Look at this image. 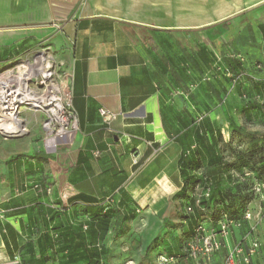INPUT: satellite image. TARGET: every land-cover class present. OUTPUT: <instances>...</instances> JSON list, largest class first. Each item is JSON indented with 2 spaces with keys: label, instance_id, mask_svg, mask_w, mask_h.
<instances>
[{
  "label": "crops",
  "instance_id": "obj_1",
  "mask_svg": "<svg viewBox=\"0 0 264 264\" xmlns=\"http://www.w3.org/2000/svg\"><path fill=\"white\" fill-rule=\"evenodd\" d=\"M250 27L251 38L239 42ZM33 37H45L62 65L78 129L50 150L54 142L42 132L39 159L18 157L0 139V264L67 260L66 252L52 254L59 242L48 219L59 213L58 201L68 213L113 197L181 193V160L194 156L208 165L198 141L216 136L207 118L221 116L194 109L191 95H212L208 73L237 64L235 46L264 48V0H0V64L21 56ZM101 108L116 117L105 121ZM258 209L257 199L253 214ZM250 227L245 238L234 240L230 231L209 259H191L178 245L177 256L158 251L154 264L160 255L174 256L171 264H223L235 245L253 238L261 247L249 264H264V217ZM44 235L52 250L39 248Z\"/></svg>",
  "mask_w": 264,
  "mask_h": 264
},
{
  "label": "rangeland",
  "instance_id": "obj_2",
  "mask_svg": "<svg viewBox=\"0 0 264 264\" xmlns=\"http://www.w3.org/2000/svg\"><path fill=\"white\" fill-rule=\"evenodd\" d=\"M252 35V28L251 30L247 28L238 40L241 43L245 42ZM30 40L31 44L23 49L25 52L21 56L11 60L10 63L8 61L0 64V75L8 72L16 61L32 58L43 47H50L45 37H33ZM255 42L258 43L257 40ZM234 50L240 52L233 57L237 64L225 63L222 69L218 71L213 69L208 73V84L211 85V87L208 86V93L212 95L205 96L202 93L199 97V94L194 96L190 94L194 109H202L207 114L218 111L221 115L218 118H207L209 125L221 134V136L218 134L216 136L212 155L214 158H220L222 164L231 165L229 168L220 166L223 171L227 168L232 172L235 171L238 163L255 165L261 162L259 155L262 154L256 153L255 149L254 152L250 151V135H257V138L264 143V88L261 87L262 85L264 87V48L258 51L255 46L250 48L241 46L240 49L235 46ZM29 86L33 91H38L35 83L30 82ZM215 92L218 93L216 100L214 99ZM231 110H239L240 115L238 114L237 118L231 116ZM19 118L24 121L26 133L13 138L0 135V139H7L9 143H12L14 146L12 148L18 152V157L41 158L43 156V114L23 106L20 109ZM211 121L214 124H211ZM240 127L243 131H238ZM262 158H264V152ZM229 172L223 173L221 183L218 182L217 186L227 192L225 193L227 207L234 214L244 202L238 195L250 193L251 185L250 183H238L237 178L232 179L231 176H225ZM207 173L210 172L207 171ZM233 174L238 177L237 172ZM155 195L156 198L150 196L143 201L141 198L130 197L122 199L113 197L109 200L112 213L109 215V227L99 239L103 264H154V257L158 251L171 255L172 252H177L178 245V249L185 252L184 246L190 235L191 224L189 218L186 219L184 207L190 203L192 193H154ZM218 196L214 193V203H218ZM246 201L244 213L249 210L253 214V206L257 198L253 195V198ZM106 202L102 205L107 204ZM56 205V209H53L58 210L59 213L55 212L52 217L50 213H47L50 216L48 222L52 223L53 227L60 226L65 231L67 229L63 228L62 224L70 225L72 229L68 230V234L76 232L78 225L89 221L92 217L86 213L85 207L63 213L62 211L68 209V206L59 201ZM70 221L72 224H69ZM233 222L234 228L238 229L234 234L233 228L231 229V237L234 240L240 234L245 238L251 233L249 228L251 221L248 222L243 218V221ZM80 253L81 251H77V256ZM23 254L28 260V253L23 252ZM52 254L59 259L63 256L59 250Z\"/></svg>",
  "mask_w": 264,
  "mask_h": 264
},
{
  "label": "built area",
  "instance_id": "obj_3",
  "mask_svg": "<svg viewBox=\"0 0 264 264\" xmlns=\"http://www.w3.org/2000/svg\"><path fill=\"white\" fill-rule=\"evenodd\" d=\"M58 28L57 25H52ZM14 66L9 69V85L4 89L0 87V117L8 120V112L17 110L14 100V94L21 90L17 79H24L27 85L35 83L37 92L32 90L35 100L33 111L43 114L42 132L45 142L53 141L47 149L55 148L56 142H69L78 129L77 115L72 107V96L67 85L65 74H62V65L55 59L54 52L50 47H43L32 58H24L16 61ZM220 70V69H219ZM7 73V72H6ZM4 74L0 75V79ZM7 85V84H6ZM8 90V96H4ZM12 96V97H11ZM13 101V102H11ZM15 106V109L13 107ZM23 106H19L18 111ZM100 116L105 121L113 120L116 115L106 109H99ZM245 173V176H249ZM254 196L259 200V209L255 214L249 210L244 213V220L259 222L264 217V183L255 182L252 188ZM209 190L195 189L193 194L194 204L199 205L202 198H207ZM138 211V210H137ZM187 213H191V207L186 208ZM207 223H199L194 230V236L187 243V256L191 259H209L218 252L223 245V241L228 237L235 224L233 221L223 217L215 223L217 229L209 230ZM238 226V224H237ZM250 230H253L250 227ZM261 242L253 238L246 243L243 239L241 243L235 245L224 258L223 264H249L251 258L259 251ZM172 256H158V264H171L174 262Z\"/></svg>",
  "mask_w": 264,
  "mask_h": 264
},
{
  "label": "trees",
  "instance_id": "obj_4",
  "mask_svg": "<svg viewBox=\"0 0 264 264\" xmlns=\"http://www.w3.org/2000/svg\"><path fill=\"white\" fill-rule=\"evenodd\" d=\"M261 87L264 88L263 85ZM238 131H243V129L240 127ZM219 132L220 131H216V136L217 134L221 136ZM216 136L210 135L206 141L205 139L198 141L206 148V153L210 158L208 165L200 163L198 157L195 159L194 156L191 159H187L188 155H186L181 160L185 188L181 193H192L190 203L184 207V212L187 216L186 219L189 218L191 224L190 235L186 241V251L187 243L193 238L194 230L199 223L206 222L208 224L215 225V223L221 220L223 217L235 222H239V220L243 221V213L247 204L246 200H250L254 195L252 191L254 183H264V158H262L264 152V143L262 140L257 138V135H250L249 146L251 147L250 151L254 152L255 149L256 153L262 154L259 155L261 157V162L255 165L250 163H238L237 168L233 172L227 168L223 171L220 166H226L229 168L231 165L226 163L222 164L220 158H214L212 155L214 151L213 148L215 147L216 143ZM207 171L210 173L208 174ZM225 172H229L225 176H231L232 179L237 178L236 180L239 181L238 183H250L251 185L250 193H240L238 195L243 199L242 202H244L234 214L231 213L227 207V202L225 200V196H227L225 193L227 192L217 186V183L223 178V173ZM234 172L238 173V177L233 174ZM245 173H249L250 175L245 176ZM196 188H199L203 191L209 190L208 197L202 198L198 206L194 204L193 199V194L195 193ZM214 193L219 195L218 203H214ZM110 199L111 198L103 200L102 203L107 201V204L105 205L100 203L97 206L84 208L86 213L92 215V217L89 221L78 225V230L76 232L68 234L69 227L66 228L67 231H65V229H54L56 233L55 240L57 243L59 242L57 250H59L61 253L66 252L68 255L66 258L67 260H64L61 262V264H103V254L102 248L99 245V239L109 227V215L112 214L109 207ZM187 207H191V213L186 212ZM39 248L43 250L53 249V244L50 243L48 235H44V244ZM77 251H81L79 256H77ZM69 252L72 253L69 254ZM28 264L39 263L38 260L32 257L29 259Z\"/></svg>",
  "mask_w": 264,
  "mask_h": 264
},
{
  "label": "bare ground",
  "instance_id": "obj_5",
  "mask_svg": "<svg viewBox=\"0 0 264 264\" xmlns=\"http://www.w3.org/2000/svg\"><path fill=\"white\" fill-rule=\"evenodd\" d=\"M17 83L20 85L21 90H17V93L14 94L13 99L14 100L17 110L15 109V106L13 107V111L7 113L9 116V119L3 120L0 117V135L4 137H17L22 136L26 133V128L24 125V121H22L21 118H19L20 112L18 111L19 106H26L29 108L33 107L35 96L32 92V90L29 88L25 80L17 79ZM7 84V85H6ZM9 85V71L2 76L0 79V87L5 88ZM8 90L5 92V97L8 96ZM12 97V96H11ZM13 102V101H11Z\"/></svg>",
  "mask_w": 264,
  "mask_h": 264
}]
</instances>
